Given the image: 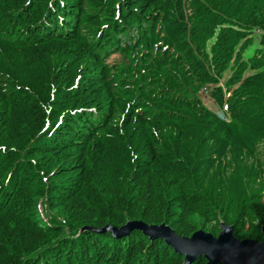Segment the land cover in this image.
<instances>
[{"label":"trees","instance_id":"16d2710c","mask_svg":"<svg viewBox=\"0 0 264 264\" xmlns=\"http://www.w3.org/2000/svg\"><path fill=\"white\" fill-rule=\"evenodd\" d=\"M211 217L262 239L264 0H0V264H182L139 230L79 227Z\"/></svg>","mask_w":264,"mask_h":264},{"label":"water","instance_id":"95a60500","mask_svg":"<svg viewBox=\"0 0 264 264\" xmlns=\"http://www.w3.org/2000/svg\"><path fill=\"white\" fill-rule=\"evenodd\" d=\"M96 232H109L121 238L133 230H139L151 239H163L175 252L183 255L182 264H190L199 256L207 264H264V226L261 227L262 239H238L233 234V225L221 222L220 232L215 236L211 232L198 229L189 236H182L164 222L148 224L142 220H128L120 226L106 224L102 227L84 226L83 229ZM196 242V243H194ZM187 246V247H186Z\"/></svg>","mask_w":264,"mask_h":264},{"label":"rangeland","instance_id":"374dc122","mask_svg":"<svg viewBox=\"0 0 264 264\" xmlns=\"http://www.w3.org/2000/svg\"><path fill=\"white\" fill-rule=\"evenodd\" d=\"M151 29H154L153 32L155 34V39L158 37L160 31H161V22H159V24H156V25H153L150 27ZM259 31L256 30L255 33H254V37L256 40H259ZM151 38V37H150ZM255 47H258V43L255 42V44L245 53L246 56L248 55H251L254 48ZM5 66L6 64L4 65H1V67L3 69H5ZM18 89L22 90L24 87L23 85H20L17 87ZM37 97H35V93L31 90V91H25L22 98H21V102L23 105H26L28 107H38L37 109L35 108L34 110H30V112H32V116H28L29 117V120L31 122V124L33 125V132H38L39 134L41 132H44V133H48V127L50 126L51 124V120L53 119L52 117L50 116H55L53 113H51L50 111V108L49 106H45L44 104V100H39V102L36 104L35 103V100H36ZM202 98H203V101L213 110L215 111L219 116H222V117H225V114H224V109L222 107H220L219 105H215L211 98L207 95V94H203L202 93ZM44 110H46V114L44 113ZM43 133V134H44ZM128 147L132 146L131 143L130 144H127ZM243 162L245 164H249L250 161L248 158H243ZM213 173V172H212ZM258 176L261 178L262 177V174L261 173H258ZM240 183L239 182H235L233 183V185H235L236 187L239 185ZM132 220V219H131ZM128 221V220H127ZM126 222V221H125ZM124 222V223H125ZM221 222H224L223 220H220L219 221V224ZM123 223V224H124ZM163 223V222H162ZM165 223V222H164ZM109 224V223H108ZM166 225H168L167 223H165ZM217 224V219H214V218H208L206 221H205V225L206 227H203V228H196L194 231L198 230V229H202L204 231H207L209 230L208 228L209 227H212V226H215ZM218 224V226H219ZM122 225V224H121ZM105 226V225H104ZM170 226V225H168ZM84 225L82 227H79V230H78V233L84 231V230H87V229H83ZM93 227V226H92ZM102 227V226H101ZM171 227V226H170ZM173 229V227H171ZM174 230V229H173ZM175 231V230H174ZM193 231V232H194ZM242 231H245V228L242 230ZM193 232H191L189 235H191ZM207 232H210V231H207ZM220 232V229L218 228V231L217 229H215L214 231H212L211 233L213 235H217L218 233ZM175 233L179 234V235H182V236H189V235H186V234H180L178 232L175 231ZM240 234L242 235L243 233L240 232ZM239 239V238H238ZM244 239V238H242Z\"/></svg>","mask_w":264,"mask_h":264},{"label":"bare ground","instance_id":"6f19581e","mask_svg":"<svg viewBox=\"0 0 264 264\" xmlns=\"http://www.w3.org/2000/svg\"><path fill=\"white\" fill-rule=\"evenodd\" d=\"M194 243H196V242H194ZM187 247V246H186Z\"/></svg>","mask_w":264,"mask_h":264}]
</instances>
